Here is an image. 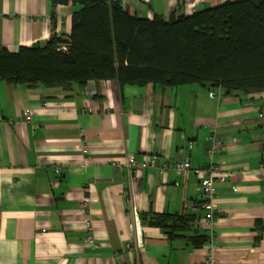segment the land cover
I'll return each mask as SVG.
<instances>
[{
  "label": "crops",
  "instance_id": "crops-1",
  "mask_svg": "<svg viewBox=\"0 0 264 264\" xmlns=\"http://www.w3.org/2000/svg\"><path fill=\"white\" fill-rule=\"evenodd\" d=\"M228 1L238 0L123 3L132 16L169 19ZM77 9L72 0H0V50L69 36ZM217 91L0 81V264H206L212 253L215 264H264V93ZM214 138L226 180L217 184L214 240L196 248L190 237L210 236L202 178ZM130 156L142 166H128ZM179 161L190 162L184 175L170 167ZM154 215L193 221L170 239Z\"/></svg>",
  "mask_w": 264,
  "mask_h": 264
},
{
  "label": "trees",
  "instance_id": "trees-1",
  "mask_svg": "<svg viewBox=\"0 0 264 264\" xmlns=\"http://www.w3.org/2000/svg\"><path fill=\"white\" fill-rule=\"evenodd\" d=\"M72 2L78 9L69 36L53 34L17 53L0 50V81L32 89L116 80L121 87L196 84L222 95L264 93V0L228 1L169 19L132 16L122 9L123 0ZM151 220L173 239L193 218L154 215ZM258 226L264 230L261 221ZM208 239L198 235L189 241L198 248Z\"/></svg>",
  "mask_w": 264,
  "mask_h": 264
},
{
  "label": "built area",
  "instance_id": "built-area-1",
  "mask_svg": "<svg viewBox=\"0 0 264 264\" xmlns=\"http://www.w3.org/2000/svg\"><path fill=\"white\" fill-rule=\"evenodd\" d=\"M25 119L26 122L30 123L32 121V115L31 112L29 110L25 111ZM258 119L259 120H264V108L260 111V113L258 114ZM2 121V118L0 117V122ZM214 142V146L212 148H210L209 152H208V156L211 159L210 164L208 165V167L204 170V177L202 178V201H203V207L206 211V215H205V219L207 221V225H208V229L210 231V236H209V240H214V235H213V227H214V218H215V213L216 210L218 208V204H217V196H218V191H217V184L219 182H224L226 180V175L223 172L222 167H220L219 165L215 164L213 162V159L216 155V149H217V144H216V138L212 139ZM262 141L264 142V133L262 135ZM127 163L128 166H130L131 168H136V167H141L142 165L140 164L139 161L136 160L135 157L130 156L127 159ZM149 165L151 167L156 168L158 166V162L156 158H153L150 160ZM170 167H173L178 174L180 175H184L186 174L190 168V162L189 161H179L178 163L174 164V165H170ZM159 170H164L166 167H158ZM135 218L137 223H139V219H138V212H137V208H134L133 210ZM137 228V232L139 233V227L138 225H136ZM89 230H91V227L89 225ZM141 233H139L140 235ZM141 235L138 236V244L139 246H143L142 245V240L140 239ZM92 237H89L88 239V243L92 244ZM206 264H215V257L212 254H210L208 256V259L206 261Z\"/></svg>",
  "mask_w": 264,
  "mask_h": 264
},
{
  "label": "rangeland",
  "instance_id": "rangeland-1",
  "mask_svg": "<svg viewBox=\"0 0 264 264\" xmlns=\"http://www.w3.org/2000/svg\"><path fill=\"white\" fill-rule=\"evenodd\" d=\"M218 95H216V97H217ZM221 143V141L218 139V138H216V144L217 145H219ZM191 169V168H190ZM92 243H93V241H92ZM91 244V243H90Z\"/></svg>",
  "mask_w": 264,
  "mask_h": 264
},
{
  "label": "water",
  "instance_id": "water-1",
  "mask_svg": "<svg viewBox=\"0 0 264 264\" xmlns=\"http://www.w3.org/2000/svg\"><path fill=\"white\" fill-rule=\"evenodd\" d=\"M122 9H124V10L126 9L125 3L122 4Z\"/></svg>",
  "mask_w": 264,
  "mask_h": 264
},
{
  "label": "bare ground",
  "instance_id": "bare-ground-1",
  "mask_svg": "<svg viewBox=\"0 0 264 264\" xmlns=\"http://www.w3.org/2000/svg\"><path fill=\"white\" fill-rule=\"evenodd\" d=\"M140 239H141V237H140Z\"/></svg>",
  "mask_w": 264,
  "mask_h": 264
}]
</instances>
